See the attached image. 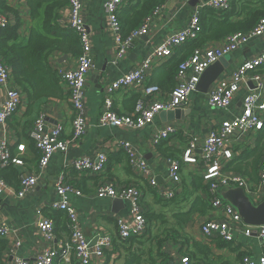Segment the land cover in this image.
I'll use <instances>...</instances> for the list:
<instances>
[{"label":"crops","instance_id":"crops-1","mask_svg":"<svg viewBox=\"0 0 264 264\" xmlns=\"http://www.w3.org/2000/svg\"><path fill=\"white\" fill-rule=\"evenodd\" d=\"M107 1L84 0L83 16L92 34L94 58V69L89 75L85 93L87 132L81 140L69 147L66 153H55L50 164L40 176L38 185L25 197H18L19 183L17 185L7 184L8 188L0 196V225L7 224L10 228V235L8 238L0 237V264H6L5 258L7 256H10V261L12 260V251H15V258L32 262L43 251L49 248L57 249L62 241L70 240L71 235L66 228V224H68L66 214L51 208L53 203L59 201L56 181L59 174L65 171L73 161L94 157L99 152H105L110 157L104 174L93 176L69 171L71 184L83 194L81 197L72 196L70 200L77 210L79 224L90 240L93 241L100 232H107L117 237V221L120 218L131 217L130 204L121 205L120 208L115 209L114 200L98 198L97 193L102 185L115 184L118 187L135 185L144 189L146 196L142 203L143 207H148L153 213L171 215L178 210L188 211L191 202L197 196L205 197L203 191H195V187L191 184L194 177L200 174L197 172V165L182 162V185L176 192L179 195L177 198L178 205L164 208L152 191L150 185L152 179L164 190L172 185L170 159L165 150L170 149L172 151L170 154H175L174 157L183 161L189 140L198 139L202 145L214 128L224 121L236 119L243 112L245 99L250 93L252 83H249V87L247 85L241 87L227 109L211 108L208 105V96L219 81L228 79L242 63L264 54V36L251 41L248 45L225 57L228 61L226 72L212 86L208 94H201L197 91L191 94L188 107L185 110L190 114L184 121L168 122L160 113L151 126L141 130L100 126L99 119L105 110L104 102L108 96V86L138 67L171 34L184 30L197 11L202 15L204 10L208 8L207 4L210 0H167L160 13L152 20L149 35L138 39L127 57L122 60L116 58L117 45L109 30L105 11ZM137 2L138 0L134 1V4L130 6L136 5ZM5 5L7 9L3 13L7 15L11 25H16L18 20L21 21L19 34L23 38H28L31 29L36 25L31 19L28 1L7 0ZM68 17V6L59 10L57 20L60 25L64 27ZM223 42L224 40L213 41L203 47L217 46ZM191 54L189 43L177 49L169 61L161 63L149 71V83L159 86L165 93L164 96L170 94L178 84L177 63L187 59ZM50 64L55 71L74 69L78 65V57L55 52L50 58ZM14 84L22 91V104L17 114L6 125H0V143L7 141L11 145L14 155L17 154L16 149L19 145H26L24 166L17 169L20 173L33 174L38 170L40 153L30 135L34 123L39 117L44 119L45 131H50L60 125L64 128L63 139L72 138L74 113L70 102V90L67 84L60 79L61 88L64 92L63 99H41L30 103L22 88L15 82ZM139 96L140 93L137 89L114 93L111 95L113 110L121 116L133 114ZM5 98L6 91L0 87V108ZM166 125H175L179 127V131L170 139L158 144L154 140V135L158 129ZM259 136V133L250 135L243 143L236 145L238 152L229 164L233 165L236 158L242 153L255 150ZM123 141L135 146L138 154L150 168V178L141 177L131 168L127 156L119 148V144ZM251 161L248 162V173L239 175L248 179L251 188L246 193L258 205L264 200V194L256 192L259 184L260 166L254 169ZM225 172L232 171L226 170ZM251 173H255L256 176H250ZM57 215H61L62 218ZM44 218L50 219L55 225V242H47L38 231L37 222ZM223 219L224 212L220 210L212 211L207 215L196 214L186 226L187 233L195 241L209 245L211 242L209 243L204 238L202 226L210 220L222 221ZM211 248L213 255L209 261L202 264H243V258L246 256L258 263L264 256V238L256 235L246 237L241 233H235L234 241L228 247L218 248L216 244H213ZM162 252L168 256L170 262L182 264L180 259L186 249L183 248L182 244L169 241L164 245ZM120 263L118 254L112 255L111 258L106 254L103 260L96 261L94 264Z\"/></svg>","mask_w":264,"mask_h":264},{"label":"built area","instance_id":"built-area-1","mask_svg":"<svg viewBox=\"0 0 264 264\" xmlns=\"http://www.w3.org/2000/svg\"><path fill=\"white\" fill-rule=\"evenodd\" d=\"M136 0H108L105 11L111 31L117 45L116 58L122 60L127 57L134 43L141 37L149 35L152 20L160 13L154 15L145 22L127 39L121 35V26L118 14L126 7L133 5ZM232 0H210L208 8L216 11H229ZM69 17L64 27L76 32L82 44V54L78 58V65L74 69L58 70L62 82L67 84L70 90V102L73 108V135L69 140L63 139L64 128L57 126L50 131L44 130V119L39 117L31 132L30 138L40 153L38 170L33 174L21 173L19 178L20 190L18 197H25L37 185L40 176L50 164L55 153H66L69 147L81 140L87 132L85 117V93L88 78L94 69L92 34L83 16L84 0H68ZM201 13L197 11L187 27L171 34L162 41L142 63L122 78L113 81L108 86V96L105 99L99 124L102 127H116L128 130H141L151 126L156 117L162 112L186 110L192 93L197 91L203 74L214 64L219 62L251 41L264 36V19L251 31L229 36L217 46L202 47L195 50L192 55L181 62L177 72V87L167 96L157 85H152L148 80L150 70L159 64L169 61L175 51L188 42L196 40L200 32ZM11 25L7 15L0 8V34ZM264 66V54L252 60L242 63L239 68L228 78L219 81L208 96V105L213 109H227L234 97L244 85L254 88L245 99L242 114L236 119L222 122L214 128L200 145L198 139L188 141V146L183 155V163L197 165V172L202 174L204 181L210 184V194L214 195L213 211H223L222 221L210 220L202 226V234L210 243L221 238L227 243L234 241V234L241 233L246 237L258 236L264 238V226L252 227L245 225L238 213L228 204L217 197L218 189L222 187H240L246 192L250 191V183L246 177L232 172H225V167L234 160L236 145L243 143L246 138L258 134L264 128V75L259 73ZM12 69L7 62L0 57V87L6 91L5 101L0 108V125L7 122L17 114L22 104V91L14 86ZM137 89L140 93L135 112L128 116H121L113 110L111 95L118 91ZM179 127L166 125L158 129L154 135L156 143L170 139L176 135ZM119 148L125 153L131 168L141 177L150 178V168L144 159L138 154L134 145L129 142H121ZM26 145H19L16 155L7 141L0 143V167L14 165L24 166ZM109 155L99 152L91 158H81L73 161L68 168L59 174L56 181V192L59 201L52 204V210L63 212L67 216V227L71 233L69 241H62L57 249L49 248L43 251L34 261L28 262L22 258H15V251L5 258L6 264H94L103 260L107 251L114 250L116 239L125 241L131 238L145 237L155 230V224L149 223L144 215L143 201L145 190L135 185L118 187L115 184L102 185L97 193L100 199L122 200L131 204V217L120 218L117 221L118 236L107 232H100L95 239L90 240L79 224L76 208L71 203L72 196H83L82 192L70 182L69 171L79 174L85 173L93 176L106 172L109 163ZM171 187L161 189L155 180L150 181L153 191L164 200H172L182 185V162L170 159ZM259 184L256 192L264 194V156L260 164ZM8 188L7 183L0 177V196ZM256 192L253 194H256ZM38 231L47 242H55V225L50 219H40L37 222ZM10 228L7 224L0 225V237L8 238ZM182 264H193L189 256L181 257ZM169 264H175L170 262ZM243 264H264V256L256 263L250 257L243 258Z\"/></svg>","mask_w":264,"mask_h":264},{"label":"trees","instance_id":"trees-1","mask_svg":"<svg viewBox=\"0 0 264 264\" xmlns=\"http://www.w3.org/2000/svg\"><path fill=\"white\" fill-rule=\"evenodd\" d=\"M6 1H0V8L4 13L7 9ZM27 1L31 19L36 25L31 29L28 38H23L19 34L21 26L19 20L16 25H10L4 29L0 34V57L12 69L14 82L22 88L30 103L41 99H63L64 92L61 88L60 77L58 71L52 68L50 58L55 52L79 58L83 51L78 34L63 27L57 20L59 10L68 6V0ZM166 2L167 0H138L136 5L119 13L118 20L122 38L127 39ZM262 19H264V0H232L229 11L207 8L200 18L198 38L188 42L189 50L193 53L209 42L225 40L238 33H247L253 30ZM183 61H179L177 66ZM259 73L264 75V66L260 67ZM259 134L256 149L242 153L233 165H228L226 170L236 174H247L249 160H252L254 169L260 166L264 154V128ZM165 152L169 159L182 162V159L174 157L175 154H170L172 152L170 149H166ZM20 175L21 173L14 165L0 167V177L7 184L17 185L20 182ZM250 176L254 177L256 174L251 173ZM191 184L195 187V191H203L205 197L197 196L191 202L188 211L178 210L171 215L153 213L148 207H144L145 218L149 223L155 224V230L145 237L125 241L116 239L114 250L106 252L109 258L118 254L120 264H169L170 259L162 250L164 245L171 241L183 245L186 249L183 256H189L192 263L202 264L209 261L213 255L211 245L216 244L218 248L228 247L231 243L221 238L214 239L206 245L195 241L188 235L186 226L193 216L210 214L214 210L213 200L215 198L210 194V184L204 181L202 174L194 177ZM153 192L164 208L178 205V194L172 200H164L157 196L155 191ZM57 216L62 218L61 215ZM66 228L68 229L67 224Z\"/></svg>","mask_w":264,"mask_h":264},{"label":"water","instance_id":"water-1","mask_svg":"<svg viewBox=\"0 0 264 264\" xmlns=\"http://www.w3.org/2000/svg\"><path fill=\"white\" fill-rule=\"evenodd\" d=\"M227 67L228 61L226 58H222L219 62L212 65L201 77L197 92L208 94L212 86L224 75ZM250 87L254 88L252 84ZM189 114L185 110H177L162 112L161 116L165 117L166 121L171 122L174 120L184 121ZM217 197L225 204L230 205L238 213L245 225L252 227L264 226V200L256 205L246 191L240 187H222L218 189ZM127 204L130 203L122 200H114L113 202L115 209Z\"/></svg>","mask_w":264,"mask_h":264}]
</instances>
